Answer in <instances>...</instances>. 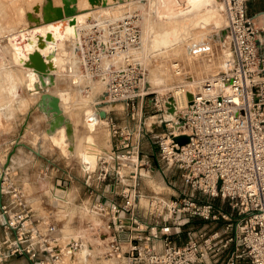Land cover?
I'll use <instances>...</instances> for the list:
<instances>
[{
    "label": "built area",
    "instance_id": "2783aa9c",
    "mask_svg": "<svg viewBox=\"0 0 264 264\" xmlns=\"http://www.w3.org/2000/svg\"><path fill=\"white\" fill-rule=\"evenodd\" d=\"M219 1L230 55L193 91L150 88L133 15L92 19L70 50L84 78L105 87L97 110L111 136L87 164L85 208L106 253L125 264H264V23L249 0ZM9 166L0 164V264H71L80 244L62 243ZM158 174L166 192L145 193L143 179ZM57 186L55 204L72 203Z\"/></svg>",
    "mask_w": 264,
    "mask_h": 264
},
{
    "label": "rangeland",
    "instance_id": "374dc122",
    "mask_svg": "<svg viewBox=\"0 0 264 264\" xmlns=\"http://www.w3.org/2000/svg\"><path fill=\"white\" fill-rule=\"evenodd\" d=\"M111 1L116 2L119 6L117 11H111L113 13L111 17L122 18L133 15V19L142 31V39L145 41L143 36H145L144 33L146 34V23L148 20L155 23L154 20H156V0ZM53 3L61 5L62 2L53 0ZM46 4L47 0H0V164L6 163L8 155L19 143L17 146L19 152L14 157L13 179L23 185L30 198H34L33 207L37 213L40 215L51 213L50 221L57 225L63 243L73 237L80 244L79 249L73 253L74 258L71 264H125L123 258H112L106 253L107 246L103 242L104 236L95 233L91 228V222L97 223L99 220L85 208L87 190L85 186H82V172L78 169L81 163L88 164L91 168L95 166L93 162L89 163L83 159V152L96 153V150L100 148L99 144L106 148L110 147L111 136L105 121L100 120L92 126L85 119L87 110L98 109L104 105L101 102L105 90L104 85L99 81H90L80 73L75 58L70 57V50L75 47L76 38L72 36L67 38L60 49L63 68L56 74V81L50 88V92L59 97V105L72 125L75 138L73 149L70 150L65 124L61 130L59 128L60 131H55V134L47 133L49 125L47 119L33 104L37 97L36 94L30 92L34 86L33 80L28 76V70L15 62V52L10 42L12 34L38 23L44 28L46 25L43 22L47 15L43 11V7ZM90 6L88 2L87 6H78V8ZM98 6L101 7V4ZM220 11L225 18L223 9ZM80 30L77 28V35ZM146 44L145 41V46ZM202 45L203 48H201ZM197 48L202 49L203 54H199L200 56L193 58L194 60L191 58L193 65L185 64L184 56H187L188 50H191L190 53H194ZM224 50H226V56L223 54ZM229 55L230 45L225 32L221 33L213 28L198 32L191 42L159 55L157 49L150 47L149 44L144 48L142 43L138 57L145 72V80L150 88L160 93H170L175 84L186 83L190 89L191 86L188 82L200 76L201 72H205L202 74L206 79L210 73L218 71L225 65L224 63L223 66L212 70L209 66L210 69L208 68L209 70L206 72L207 69L200 68V58L209 56L220 61ZM176 62L181 64V74H176L173 69V64ZM211 65L214 66L212 63ZM161 68L167 69V73L170 72L167 75L168 80L161 83L162 85L153 80L154 74H163L164 69L162 71ZM88 135L93 137V145L90 144L92 141L87 142ZM76 138L79 140L76 141ZM39 142L43 144V149L48 156L49 154L53 155L60 164L64 165L67 162L73 167L74 182L63 194L66 198L69 196L72 203L63 201L60 202V205H56L55 193L58 195L64 193L59 190L61 186L50 181V172L36 171L33 167L45 163L43 157L35 153V150L39 148ZM59 173L63 174L64 172L59 171ZM141 187L147 194H153L154 191L163 193L167 189L164 188L159 174L154 176V179L144 178ZM105 255L107 258L104 257Z\"/></svg>",
    "mask_w": 264,
    "mask_h": 264
},
{
    "label": "bare ground",
    "instance_id": "6f19581e",
    "mask_svg": "<svg viewBox=\"0 0 264 264\" xmlns=\"http://www.w3.org/2000/svg\"><path fill=\"white\" fill-rule=\"evenodd\" d=\"M60 1L62 2V0H60ZM106 1L108 2V4L106 6H103L101 4V7H100L98 5L93 6L90 4L91 5L90 7H85V8L79 9L78 6H87L89 0H72V6L75 7L77 9V11L83 12V11L87 10V12H83L77 16L78 20L80 22L83 23V21H85L86 23L82 24L80 26H77V27H74V26H67L66 27L65 37H64V39H62L58 43V53L56 56V67L57 68L52 72V74L55 77V81H56V74L63 68L60 49H61L64 41L67 38L71 37L74 34L75 30L77 31V28L82 29L84 26H86L89 23L87 18L90 15H92V17H96V16L100 15V14H98L99 11H102L101 13H105V14L110 13L111 15H113V13L111 11L112 10H115V11L118 10L119 6L117 5L116 2H113L111 0H106ZM46 5L43 7V9H44L43 11L46 12V15L48 16L47 11L45 10ZM53 5L55 7L61 6L60 4H57V3H53ZM155 5H156V9H157L156 11L157 12H156V20H154V21L156 24L151 22V20L147 19L148 22L146 23V34L144 33L145 36H143V38L147 42V44L150 45V47L158 50V55L160 53L169 51L171 49H176L178 47H181L185 43L191 42V40L193 39L195 34L198 32L205 31L207 29H213V28H216L217 31H220L221 33L223 31L225 32L226 18L223 17V14H221V11H220L224 7H223V4L219 0H156ZM101 8H102V10H100ZM107 8H109V9H107ZM114 14H115V12H114ZM42 29L43 30L47 29V25L44 28L42 27ZM23 30H26V29H23ZM23 30H20L19 32H21ZM19 32H16V33H19ZM16 33H14V34H16ZM14 34H12L10 42L12 43L13 50L15 52V62L17 64H19L20 66L24 67L26 70H28V76L31 77L33 80L34 86L32 89H30V92L32 94L37 95L36 101H35V103H33L36 105V103H37L38 99H40L39 97L41 95V91H39L38 88H41L42 90H47L50 94H52L50 92V88L55 84V81L52 85H47L46 87H44L42 85V82L38 78V75L35 72V70L32 68L26 67L20 63L19 51L15 45V42L12 40ZM145 41H143V39H142V43H143L144 48L147 47V44L145 46ZM203 47L204 46L202 45L201 48H203ZM190 51L191 50H188V53H186L187 56L186 57L184 56V60H185V64L193 65L194 63H193L192 59L200 56L199 54H203V50L197 48V50L194 53H190ZM224 51L225 52L223 54H224V56H226V54H225L226 50H224ZM155 52H156V50H155ZM202 56H205V55H202ZM213 59H214L213 57H209V56L200 58V61H199L201 63L200 68L202 69L204 67L205 70L207 69L206 72H208L210 67H211L210 70L217 69V68L221 67V65L223 66L224 63L226 62V59H223L220 61H218L217 59H214V62H213ZM184 60H182V61H184ZM211 63L214 64V66H212ZM160 66H162V65H160ZM161 69L163 71L164 68H161ZM171 69H172V67H171ZM186 70H187V68H186ZM166 71H167V69H164L163 74H161V75L154 74V78H153L154 82L161 84V83L165 82L166 80H168L167 75L170 72L167 73ZM201 71H203V70H201ZM164 72H166L167 74ZM202 73H205V72H201L200 76L194 78L193 81L191 80L190 82H188L189 85L191 86L190 91H193L195 89V86L198 83H201L202 81L205 80V77H204L205 75H203ZM210 75H211V73L208 76H210ZM47 81H48V79H47ZM57 89H58V87H57ZM60 90H62V89L60 88ZM178 97L181 101V104H184L185 102L183 101L182 95L179 94ZM187 97H188V95H187ZM57 98L59 100V97H57ZM61 106H63V105H61ZM60 109H61V107H60ZM39 112H41L45 115L47 121L50 120L51 118H53L51 113H45V111H43V110L42 111L39 110ZM89 112L92 113L91 110H89ZM60 115H61V117H58L56 119V127H55L54 131L53 132H47L48 134H53L55 131H57V132L60 131L62 129L63 124H65V126L67 128V122L68 123H70V122H69L68 118L65 116V114L63 113L62 109L60 111ZM62 117L64 120L63 122H61ZM100 120L104 121L103 119H98L97 121L96 120H93V121L87 120V122L93 126L95 124V122H98ZM59 128H60V130H59ZM74 134H75V132H74ZM66 136L68 137V140H69V146H70L69 149L71 147L73 149V143H74V138H75L73 135V128H72L71 133H69L67 131ZM75 140L78 141L79 138H76ZM86 140L88 143L90 141H92L90 143L91 145L94 144L93 137L91 135H88ZM91 152L92 151L83 152L82 157L85 161H88L89 163L93 162L95 164L97 161V155L95 152H93V153H91ZM154 185H155V183H154ZM157 187H159V186H157ZM69 240L70 239H68L65 243H63V242L62 243L66 244Z\"/></svg>",
    "mask_w": 264,
    "mask_h": 264
},
{
    "label": "water",
    "instance_id": "95a60500",
    "mask_svg": "<svg viewBox=\"0 0 264 264\" xmlns=\"http://www.w3.org/2000/svg\"><path fill=\"white\" fill-rule=\"evenodd\" d=\"M122 1V0H120ZM63 6L55 7L53 5V0H47V5L45 10L48 16L44 18V24L47 25V29L43 30L40 23L32 25L30 28L23 30L19 33L13 35V41L19 51V61L22 65L32 68L38 75V78L42 82V85L46 87L47 85H52L55 81V77L52 72L56 67V56L58 53V43L64 39L65 30L67 26H80L86 22H80L78 20V15L86 11H77L75 7L72 6V0H62ZM90 4L97 6L102 4L106 6L108 2L106 0H89ZM112 15L101 13V17H111ZM92 15L87 19L90 22L92 20ZM227 33L225 29V34ZM72 37H77V31L75 30ZM77 39V38H76ZM75 39V40H76ZM71 55V53H70ZM65 68V67H64ZM48 79V81H47ZM41 91L40 99L36 103V107L39 110L45 111V113H51L53 118L47 121L49 127L47 132H53L56 127V119L61 117L59 100L55 95L50 94L47 90ZM188 98L191 100L193 98L192 93H188ZM173 102V99L170 100ZM170 112L173 111V104L170 103ZM92 111V113L89 112ZM86 112L85 119L93 121L98 119H103L106 117L105 110L89 109ZM63 117L61 122H63ZM67 131L72 132V126L67 122ZM183 143L187 142L188 137L183 136L179 138ZM19 143L15 145L10 154L7 157L6 165H9L11 156L15 153V150ZM72 150V147L70 148Z\"/></svg>",
    "mask_w": 264,
    "mask_h": 264
},
{
    "label": "crops",
    "instance_id": "0c3cea01",
    "mask_svg": "<svg viewBox=\"0 0 264 264\" xmlns=\"http://www.w3.org/2000/svg\"><path fill=\"white\" fill-rule=\"evenodd\" d=\"M62 4L63 3H61V6H63ZM107 9H109V8H107ZM100 10H102V8ZM248 11H249V14L258 16L257 19H258L259 23H262V22L264 23V0H249V2H248ZM101 12L102 11H99L98 14L101 15ZM100 15H98L96 17H93L92 19H95V18L99 17ZM48 127H49V125H48ZM99 146H100V148L98 149V151L107 149L103 145L99 144ZM38 147L39 148H38V150L37 149L35 150V153H37V155H39L40 157H43L45 163H41V164L37 165L36 167L33 166L35 168V170L36 171L50 172L51 173V176H49L51 178L50 181L52 180L55 185H58L61 181H62V183L64 182L65 186L67 188V191H68L69 188H70L69 186L72 185L73 182H74V180H73L74 179V174H73V169H72L73 167L68 165L67 162L64 165L60 164L57 161V159L53 157V155L49 154V156H48L45 153V151H44L45 149H43V144L42 143L39 142ZM15 152L16 153H14L12 155V157H11L10 166H9L11 173H13V169L15 170V167H14L15 158L14 157H15V155H17V152H19V148H16ZM78 169H79V171L82 172V179H81L82 186H85V182L88 179V170H87L88 166L85 163H81L78 166ZM59 171H62L64 173L63 174L59 173ZM64 174H65V176H63ZM38 181H39V179H38ZM31 200L33 201L34 198L32 197Z\"/></svg>",
    "mask_w": 264,
    "mask_h": 264
}]
</instances>
